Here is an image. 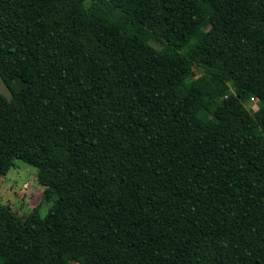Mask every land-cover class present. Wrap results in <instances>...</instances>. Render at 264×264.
Returning a JSON list of instances; mask_svg holds the SVG:
<instances>
[{"label":"trees","instance_id":"16d2710c","mask_svg":"<svg viewBox=\"0 0 264 264\" xmlns=\"http://www.w3.org/2000/svg\"><path fill=\"white\" fill-rule=\"evenodd\" d=\"M0 79V264H264V0H0Z\"/></svg>","mask_w":264,"mask_h":264},{"label":"rangeland","instance_id":"374dc122","mask_svg":"<svg viewBox=\"0 0 264 264\" xmlns=\"http://www.w3.org/2000/svg\"><path fill=\"white\" fill-rule=\"evenodd\" d=\"M156 47L162 43L152 42ZM198 74V73H197ZM0 94L9 99L11 94L0 79ZM250 113L257 110L254 99L245 104ZM45 187L37 180V169L15 160L8 172L0 178V204L9 208L20 219L26 218L33 210L44 217L52 205L53 197L45 198ZM76 264V263H72Z\"/></svg>","mask_w":264,"mask_h":264}]
</instances>
